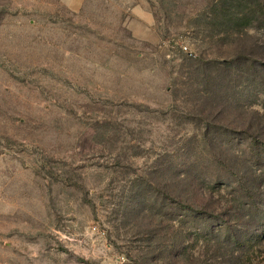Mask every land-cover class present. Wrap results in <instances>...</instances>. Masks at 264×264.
I'll use <instances>...</instances> for the list:
<instances>
[{
  "label": "rangeland",
  "instance_id": "obj_1",
  "mask_svg": "<svg viewBox=\"0 0 264 264\" xmlns=\"http://www.w3.org/2000/svg\"><path fill=\"white\" fill-rule=\"evenodd\" d=\"M72 1L0 0V264H264V0Z\"/></svg>",
  "mask_w": 264,
  "mask_h": 264
},
{
  "label": "crops",
  "instance_id": "obj_2",
  "mask_svg": "<svg viewBox=\"0 0 264 264\" xmlns=\"http://www.w3.org/2000/svg\"><path fill=\"white\" fill-rule=\"evenodd\" d=\"M83 2V0H73L69 5H70V7L71 8H73V9H77L80 5H81V3Z\"/></svg>",
  "mask_w": 264,
  "mask_h": 264
},
{
  "label": "built area",
  "instance_id": "obj_3",
  "mask_svg": "<svg viewBox=\"0 0 264 264\" xmlns=\"http://www.w3.org/2000/svg\"><path fill=\"white\" fill-rule=\"evenodd\" d=\"M185 51H187L186 48H185Z\"/></svg>",
  "mask_w": 264,
  "mask_h": 264
}]
</instances>
